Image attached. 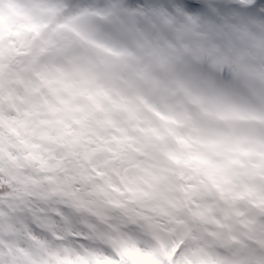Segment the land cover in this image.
Masks as SVG:
<instances>
[{"label": "clouds", "instance_id": "clouds-1", "mask_svg": "<svg viewBox=\"0 0 264 264\" xmlns=\"http://www.w3.org/2000/svg\"><path fill=\"white\" fill-rule=\"evenodd\" d=\"M0 264H264V0H0Z\"/></svg>", "mask_w": 264, "mask_h": 264}]
</instances>
